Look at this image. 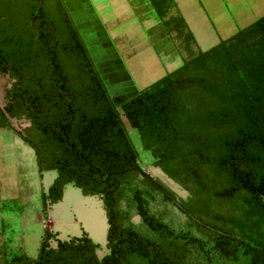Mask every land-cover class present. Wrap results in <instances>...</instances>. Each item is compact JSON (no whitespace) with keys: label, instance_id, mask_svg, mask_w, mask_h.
I'll return each instance as SVG.
<instances>
[{"label":"trees","instance_id":"1","mask_svg":"<svg viewBox=\"0 0 264 264\" xmlns=\"http://www.w3.org/2000/svg\"><path fill=\"white\" fill-rule=\"evenodd\" d=\"M26 2L31 4L27 35L6 34L1 31L8 26L0 27V72L26 82L21 95L13 97L16 105L38 119L55 117L41 128L53 138L57 154L47 161L39 144L16 132L35 149L42 176L57 171L53 184L41 194L43 211L62 200L69 184L86 196H99L108 215L110 252L99 258L101 246L86 232L58 239L55 248L51 241L59 234L46 227L36 257L15 255L8 264H134L133 257L145 264H189L177 257L174 241L195 246L205 264L217 258L230 264H264V16L116 105L64 0H55L67 27L64 40L46 0ZM150 4L161 26L172 28L185 41L195 40L184 17L165 19L172 0ZM42 49L47 56L43 69L50 73L47 87L34 71ZM74 84L81 86L80 92ZM190 95L204 100L200 115L187 111ZM14 107L7 110L12 113ZM124 117L155 166L190 189L189 199L180 201L189 214L181 211L212 239L177 231L159 219L151 211L148 191L140 188L134 190L138 213L159 240L123 226L119 200L129 178L140 177L173 202L135 169L133 159L139 164V157ZM0 118L14 130L1 108Z\"/></svg>","mask_w":264,"mask_h":264},{"label":"rangeland","instance_id":"2","mask_svg":"<svg viewBox=\"0 0 264 264\" xmlns=\"http://www.w3.org/2000/svg\"><path fill=\"white\" fill-rule=\"evenodd\" d=\"M83 1L64 0L115 104L147 89L199 52L215 47L264 16V0H172L170 13L165 19L184 17L195 37L194 41H185L172 28H164L163 25L151 28L153 16L157 18L158 15L150 3H144L146 0H86L85 5ZM129 2L134 4V10H131ZM45 6L57 24L59 38L64 40L67 27L59 18L55 0H46ZM30 8L31 4L26 0H0V27L8 26L1 32L27 35ZM76 9L80 12L76 13ZM82 10H85L84 14ZM13 56L17 58V55ZM37 56L40 57H36L38 67L37 62H33L34 71L47 87L50 73L43 69L47 60L45 49L38 51ZM62 60L70 69L66 60ZM194 69L192 66L191 70ZM33 80L37 79L33 76ZM25 83L17 76L0 72V108L14 128L10 130L3 126L0 118V264H8L13 256L24 253L36 257L46 227L59 234L51 241L55 248L58 239L71 240L86 232L101 246L97 254L102 259L110 252L107 246L108 215L102 198L86 196L80 188L70 184L66 186L62 200L50 204L46 213L43 211L41 194L53 184L57 171H45L42 176L35 149L17 132L39 144L44 150V157L47 161L51 160L58 149L53 138L43 132L41 124L44 121L54 123L55 117L38 119L32 117L24 106L16 105L13 97L21 95ZM74 86L80 92L81 86ZM13 106L11 113L7 107ZM187 106V111L199 115L206 107L202 98L195 100L191 95ZM124 120L141 167L175 198L187 201L191 196L190 189L155 166V159L144 148L139 133L125 117ZM129 179L119 200L123 226L159 240L138 213L134 190L140 188L148 191L146 197L151 211L159 219L177 231L191 230L196 236L212 239L208 232L194 226L174 202L165 200L159 191L144 184L140 177ZM226 211L223 207L222 212ZM174 242L177 257L189 264H205L203 253L195 246L185 241ZM132 261L134 264H145L140 257H133ZM213 262L230 264L218 258Z\"/></svg>","mask_w":264,"mask_h":264},{"label":"water","instance_id":"3","mask_svg":"<svg viewBox=\"0 0 264 264\" xmlns=\"http://www.w3.org/2000/svg\"><path fill=\"white\" fill-rule=\"evenodd\" d=\"M133 161L135 162V169L137 171L140 172V174L142 175V177L147 180L148 182L155 184L156 186H158V188H160L164 194L168 195L173 202L184 212H186L187 214H189L188 210L185 208V206L180 202L179 199L175 198L168 190H166L165 188L162 187V185L158 182H156L154 179H152L151 177L148 176L147 172L137 163L136 159L134 158ZM199 222L201 223V221L199 220Z\"/></svg>","mask_w":264,"mask_h":264},{"label":"crops","instance_id":"4","mask_svg":"<svg viewBox=\"0 0 264 264\" xmlns=\"http://www.w3.org/2000/svg\"><path fill=\"white\" fill-rule=\"evenodd\" d=\"M83 1V0H82ZM85 2H86V0L85 1H83V4L85 5ZM87 3V2H86ZM130 3V8H131V10H134L135 8H134V4L132 3V2H129ZM144 3H150V0H146V1H144ZM149 6V5H148ZM90 9H91V7H90ZM77 11H79V10H77L76 9V13H77ZM84 11L85 10H82V12H83V14H84ZM80 12V11H79ZM80 14V13H79ZM150 25H151V28H155V27H157V26H159L160 25V21H158V19L157 18H155L154 16H153V21L151 20V22H150ZM70 185V184H69Z\"/></svg>","mask_w":264,"mask_h":264}]
</instances>
